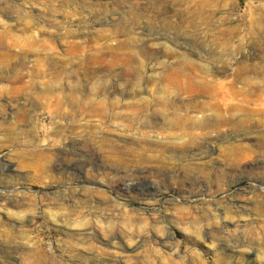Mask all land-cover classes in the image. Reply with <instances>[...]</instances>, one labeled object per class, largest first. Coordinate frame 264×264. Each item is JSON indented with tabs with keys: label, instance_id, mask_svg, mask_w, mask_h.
<instances>
[{
	"label": "rangeland",
	"instance_id": "obj_1",
	"mask_svg": "<svg viewBox=\"0 0 264 264\" xmlns=\"http://www.w3.org/2000/svg\"><path fill=\"white\" fill-rule=\"evenodd\" d=\"M135 1L141 2V37L127 41L125 25L105 20L118 23ZM192 5L0 0L6 24L0 105L15 112L25 103L17 133L38 150L53 148L50 159L24 163L12 150H0L13 165L9 177H0V264H264V0H238L236 16L244 21L249 9L252 20L237 23V36L224 43L213 41L212 31L193 29ZM127 58L141 62L139 77L122 76L116 62ZM26 73L33 76L29 88L12 90V79ZM210 78L232 87L237 106L220 109L225 121L213 119L200 130L197 111L213 117L219 100L207 93ZM197 86L204 93H187ZM162 100L169 109L153 108ZM79 139L94 146L95 158L82 159L76 179L57 166L68 162ZM141 143L152 151L141 150ZM163 162L166 175L140 174ZM132 165L139 168L133 176L114 175L117 166ZM47 168L54 177L41 179ZM115 183L130 185V194L116 191ZM156 189L157 198L137 196ZM101 193L123 209L105 215L94 204L85 211L76 200L91 196L101 203ZM65 196L70 203L59 201ZM79 224L93 228L98 240L81 235ZM137 238L143 241L135 246Z\"/></svg>",
	"mask_w": 264,
	"mask_h": 264
},
{
	"label": "bare ground",
	"instance_id": "obj_2",
	"mask_svg": "<svg viewBox=\"0 0 264 264\" xmlns=\"http://www.w3.org/2000/svg\"><path fill=\"white\" fill-rule=\"evenodd\" d=\"M191 1L193 4L192 5L193 7H192L191 11L190 10L189 11H190L191 17L194 19V21L192 20V22H191L193 29H195L197 31V30L202 28L204 30H207L208 32L209 31L214 32V34L212 36V40L215 42L224 43V42L231 41L232 39H234L235 36H237V33H238V28H239L238 26L239 25H237V23L240 24L241 22H243L242 24L245 25V23L250 22L252 20V13L251 12H253V11H251L249 9L247 11L246 18H244V21L240 20L236 16V14H237L236 8L238 6V0H191ZM134 4H135V7H133V8L130 7L129 11L126 13L128 17L126 15H124L123 18L119 19L120 23L119 22L117 23L116 22L117 20L107 21L109 18H107L105 20V23H108L111 26L118 25V24L125 25L126 26L125 27L126 33L124 34L125 35L124 39H127V41H134L136 39L137 35H139L141 37V28H140V31L137 30V29H139V28H137V25L141 21V2L135 1ZM4 8H7V6H5ZM5 27H6L5 20L0 16V31L2 29H4ZM146 37L148 40L149 39L150 40L155 39V37L151 38L152 35H147ZM166 37L167 36H165V35L164 36H158L157 39H163ZM263 50H264V48H263ZM116 63H113V64L118 65V63H120V66H122V68H124V70L122 71V76L133 75L135 77H139L141 75V62L138 61L136 58H127L121 62H116ZM223 64H224V62L221 63V65H222L221 66L222 67L221 73L225 74L227 72L228 65H225V64L223 65ZM170 71H173V70H170ZM31 79H33V76L30 73L18 75L16 78L12 79L13 80L12 81L13 82L12 83V90H15V91L27 90L29 88V84L32 82ZM214 79L215 78H210V80L207 82V86L211 85V88H209L207 90V93L209 92V93H212V94L219 96L218 97L219 98L218 104L212 110V112L215 114V116H213V117L208 116L206 111H203V110L197 111L198 115H200V116L197 118L195 125L200 130H202L203 128L208 126V124L211 123L210 121H212L213 119H215L216 121H213L212 123L225 121L224 118H221V114H223V113H219L220 109L227 112V111H232L234 109V107L237 106L236 104H234L235 103L234 102V92L232 90V87H230V86L224 87L220 83H218L217 81H214ZM203 89H204L203 86H197L194 89L189 88L187 90V93L189 95H191L192 93L200 94L204 91ZM112 91H114V90H112ZM182 93H184V92H182ZM15 101H14V103H15ZM143 101L144 100L141 99V111L146 112L144 110H147L149 108H148L147 104L144 103ZM142 103H144L145 105H143ZM1 104H2V102H1ZM11 104L13 105V103H11ZM25 106H26V104L22 103L20 105H17L15 112L12 109H10V111L7 112V110H5L6 108H4L3 105H0V150H2L4 148H7L8 151L12 150V152H14L18 157H20V159L23 160L22 163L25 162L24 161L25 159L34 160L35 158L38 159V157H46V158L50 159V156H51L50 153L53 151L52 145L44 146L43 149L41 148L38 150V148H36V146H32L33 144L31 143L29 138L28 139L26 137L21 138L20 137L21 132L17 133L18 128H16V127H19L25 120V113L27 111ZM169 106H170L169 102L162 100V101L158 102L157 104H154L153 108L156 107V108L167 110L170 108ZM27 108H29V107H27ZM28 112H30V111H28ZM142 133H143L142 137L145 138L146 137V129H144ZM80 137H82V136H80ZM83 142H84V139L83 140L79 139L78 142H76L75 152L69 156L65 155V157H64V159L66 158V156L68 157V158H66V159H68V162L65 164L62 163L63 165L57 166V169L61 173L67 174L69 176H73L76 179H78L79 178V176H78L79 172L77 173V167L79 165H83L82 159L83 158L84 159H89V158L94 159L95 158L94 146L91 143H89V145H84ZM72 144L75 145L74 143H72ZM31 147L36 148V149L32 150ZM147 149L149 151H152L150 149V147H147L144 143H141V150L147 151ZM128 154H130L131 156L134 155L131 151H129ZM5 156L6 155H0V177L6 178V177H9L10 172L13 171V165L9 160H7V158H5ZM161 157L162 156H160L159 159ZM22 163H21V165L26 166ZM164 163L165 162H163V164H161V165L156 164L154 167H151V168H149V167L140 168L141 169L140 174L141 173L143 174L144 172H147V173L152 172L154 175H162V174L166 175L169 170L164 165ZM84 165L85 166L90 165V163L85 162ZM26 168H27V166H26ZM112 168H113V166H112ZM137 169H139V168L137 166H134V165H132L131 167L129 166L128 168H125V169H119V167L117 166L115 168L114 175L116 177H124V176L131 177V176H133L134 173H137V172H135ZM53 174H54V172L52 171V169L47 168V169H43L42 173L39 174V176H41L40 177L41 179L48 180V179H52L54 177ZM140 179H142V180L145 179V176L144 175L141 176ZM198 184L201 185L200 183H198ZM125 187L126 188L120 187L119 183H115V185L113 186V188L118 192L126 190L128 192V194H130L129 192L131 191V186L127 185ZM151 187L154 188L155 185H152ZM141 195H145L147 198L151 197L153 199V198L159 197L161 195V191H159L158 189L153 190V191L150 190L149 192H147V195H146V193L141 194V192H137V196H141ZM74 197L75 196L72 195L73 202H74ZM99 198H101V200H102V201L100 200L101 203L93 202V199L91 198V196H82L81 199L77 198L76 200H78V201L81 200V202H83L82 205L85 206L86 208L92 207V205L94 204V207H98V208L102 209L101 212H104L105 215H111L113 213L116 215L118 213V211H121V208L123 209V207H124V206L122 207V205L117 203L118 201H116V200H114V201L107 200V196L104 193H101ZM0 201H2V200H0ZM59 201L62 204H66V203H70L71 199L69 197L65 196V197H61L59 199ZM85 207H84L85 211H91L90 208H89V210H87ZM79 225H81V224H79ZM76 227L78 228V226H76ZM111 227H115V226H110V228ZM79 230H81L80 231L81 235L86 234L88 236V235L92 234L95 236V239L98 240L97 239L98 235L95 234L94 229L91 228L90 226H86L85 224H83V225H81V227H79ZM5 237L8 239V241L10 243L11 242L10 240L12 239V237L9 234H6ZM138 238H137V240H134L135 246H137L138 243L143 241V238H141V239H138ZM170 238H171V236L168 234L165 236V239H170ZM113 240H114V237L110 238L108 240V244L112 247L114 245ZM159 243L161 245L163 244V246H166L167 242L162 240ZM11 246H13V245H11ZM22 246H24V245H22ZM24 248H26V246H24ZM167 248L172 249L171 247H167ZM127 249H128V251H132L131 249H134V248H129V246H128Z\"/></svg>",
	"mask_w": 264,
	"mask_h": 264
}]
</instances>
